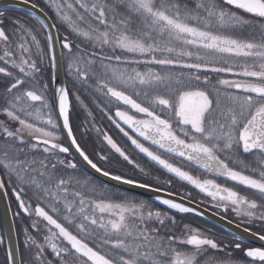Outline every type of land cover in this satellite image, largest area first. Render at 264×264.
Listing matches in <instances>:
<instances>
[{
    "label": "snow or ice",
    "instance_id": "snow-or-ice-1",
    "mask_svg": "<svg viewBox=\"0 0 264 264\" xmlns=\"http://www.w3.org/2000/svg\"><path fill=\"white\" fill-rule=\"evenodd\" d=\"M22 6L35 24L0 3V264H264V0ZM93 133L103 147L89 152ZM180 183L204 198L168 190ZM205 209L236 231L181 215Z\"/></svg>",
    "mask_w": 264,
    "mask_h": 264
},
{
    "label": "trees",
    "instance_id": "trees-1",
    "mask_svg": "<svg viewBox=\"0 0 264 264\" xmlns=\"http://www.w3.org/2000/svg\"><path fill=\"white\" fill-rule=\"evenodd\" d=\"M36 2L42 4V0H36ZM8 14L11 15L13 18L20 17L21 19H27L28 23H30V24H35L36 23V21L34 19L28 17L26 12L21 11V10L12 9ZM50 15H53V13L50 12ZM6 23H7V21H6ZM57 23L59 24L58 21H57ZM65 29H66V25L65 26H61L62 32ZM72 38L73 37L70 36V39H72ZM81 98L85 100V103L88 104L89 108H95V103H94L92 97L89 96L87 93H84ZM71 102H72V104L74 106V110L72 112V123H73V127H74V133L79 138L80 137V133L83 131V128H81L80 125L84 121L86 113H85V111L82 108H80V106L77 104V102L75 101L74 98H71ZM95 114L97 115V122L100 124V126L109 129L110 134L113 135L114 139H116L122 146H126L125 145V143L127 141L126 138H124L122 136V134L119 133L118 130L107 119L100 117L98 109L95 111ZM0 119H4V117L0 116ZM81 142L87 148V150L89 152H92L94 150V146H95V148L97 150L100 147H103V145L100 143V141L96 139L95 133L92 134L91 139H89L88 137H85ZM129 151H131L130 148H129ZM133 154L135 155V153H133ZM136 159L142 165L146 163V161L140 156H136ZM125 171H127L129 175L133 174L131 172V170L128 169V168H126ZM135 174L140 179H147V177H144L138 171ZM153 174L155 175L157 173L153 172ZM168 190L169 191H175L177 194H179L180 192L192 191L193 195L196 196L197 200H200L201 198H204L201 195H197L196 192L191 188V186H187V185H184L182 183L176 184L174 189H168ZM136 197L138 199H141V200H146V199H144V198H142L140 196H137V195H136ZM149 202L152 203L155 208H164L165 207V206H163L160 203L151 202V201H149ZM181 215H183L185 217V222H190L193 227H199L201 230L210 229L212 232L217 233L218 236L222 235V234L226 235V233L223 230L213 226L212 224H210V223H208V222H206V221H204V220H202V219H200V218H198L196 216H193L191 214H181ZM228 218H232L233 219L234 217L231 215V213H229L228 214ZM228 239H231V237H228ZM2 250H3V248H2ZM3 253H4V250H3ZM235 255L236 256H241L242 254L239 253V252H236Z\"/></svg>",
    "mask_w": 264,
    "mask_h": 264
},
{
    "label": "water",
    "instance_id": "water-1",
    "mask_svg": "<svg viewBox=\"0 0 264 264\" xmlns=\"http://www.w3.org/2000/svg\"><path fill=\"white\" fill-rule=\"evenodd\" d=\"M0 3H7L11 9H17L15 8V4L17 3V0H0ZM17 10H22L27 12L26 7L22 6L21 8L17 9ZM61 79H63V76L61 75ZM65 143L67 144V138L66 136L64 137ZM73 155L75 156L74 150H73ZM87 172L93 176L95 179H97L98 181H104L106 178L100 176L99 174L94 173L93 170H91L90 168L87 169ZM115 183V182H112ZM129 186L125 185L122 187L121 190H126L128 189ZM133 194L141 196L143 198H146L150 201L156 202V203H160L159 201H155L154 197L155 195H157V193L145 190V189H139V188H135L132 189ZM161 195H165V193H160ZM161 204V203H160ZM6 212H7V201L0 199V216H1V220L3 221L5 219L6 216ZM206 215L205 217H198L208 223H211L215 226H217L218 228L224 230V229H230L231 231H236L234 224L233 225H228L226 220H220L217 217L211 216L210 213H208L207 209H205ZM194 216V215H193ZM197 217V216H196ZM237 234H242L240 232H238ZM245 243H248L252 246H261V242L259 240H254L251 239L250 237L248 239L245 240Z\"/></svg>",
    "mask_w": 264,
    "mask_h": 264
},
{
    "label": "flooded vegetation",
    "instance_id": "flooded-vegetation-1",
    "mask_svg": "<svg viewBox=\"0 0 264 264\" xmlns=\"http://www.w3.org/2000/svg\"><path fill=\"white\" fill-rule=\"evenodd\" d=\"M128 143H129V142L126 141L125 145L128 146ZM130 150H131V148H130ZM139 156L142 157V158L144 159V157H143L142 155H139ZM144 160L146 161V158H145ZM201 196H202V195H201ZM201 199H203V198H201ZM13 209L15 210V203H14V201H13ZM231 219H232V218H231ZM0 220H1V219H0ZM233 220H234V218H233ZM28 223H30V221H28V220L18 221V229H21L23 225H26V224H28ZM20 240H21V242H22V240H23V236H22V234L20 235ZM3 259H4V253H3L2 247H0V262H2Z\"/></svg>",
    "mask_w": 264,
    "mask_h": 264
},
{
    "label": "bare ground",
    "instance_id": "bare-ground-1",
    "mask_svg": "<svg viewBox=\"0 0 264 264\" xmlns=\"http://www.w3.org/2000/svg\"><path fill=\"white\" fill-rule=\"evenodd\" d=\"M182 184H184V183H182ZM184 185H186V184H184ZM188 186V185H187ZM229 219H231V218H229ZM211 224V223H210ZM213 225V224H212ZM213 226H215V225H213ZM215 227H217V226H215ZM245 244H247V245H250V244H248V243H245ZM252 246V245H251Z\"/></svg>",
    "mask_w": 264,
    "mask_h": 264
}]
</instances>
